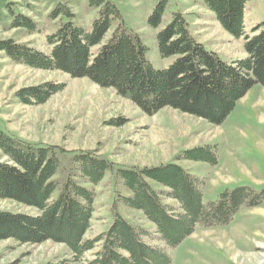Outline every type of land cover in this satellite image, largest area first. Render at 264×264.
I'll return each mask as SVG.
<instances>
[{
	"label": "trees",
	"instance_id": "obj_1",
	"mask_svg": "<svg viewBox=\"0 0 264 264\" xmlns=\"http://www.w3.org/2000/svg\"><path fill=\"white\" fill-rule=\"evenodd\" d=\"M248 1L202 0L228 33L244 36L247 56L230 63L206 49L190 31L185 15L177 11L156 35L160 57L174 60L156 68L144 38L128 26L113 0L88 1L97 12L89 27L75 21L76 14L67 3H57L48 15L57 22L46 35L49 53L14 38L0 39V52L32 68L89 78L114 89L147 114L172 107L219 125L254 85L264 86V21L258 24L257 34H246ZM167 6L168 0L156 3L148 18L150 26L162 24ZM2 19L11 20L9 28L41 30L32 17L16 12L7 0H0ZM64 88V82L50 81L17 95L25 104H41ZM212 148L188 149L176 160L153 167H124L93 151L32 144L0 128V150L7 157L0 158V198L37 211L0 210V239L64 243L75 260L100 245L89 264H171L168 249L196 229L227 226L242 208L264 201V187L250 184L224 188L216 199L203 200L206 179L178 160L215 166L218 156ZM107 172L113 181L112 221L106 231L86 238L95 212L96 187ZM119 205L142 212L154 229L126 219Z\"/></svg>",
	"mask_w": 264,
	"mask_h": 264
},
{
	"label": "rangeland",
	"instance_id": "obj_2",
	"mask_svg": "<svg viewBox=\"0 0 264 264\" xmlns=\"http://www.w3.org/2000/svg\"><path fill=\"white\" fill-rule=\"evenodd\" d=\"M16 12L30 16L41 29L30 33L9 28L10 19L0 21V39L14 38L49 53L46 35L56 27L49 13L60 1L72 7L75 21L90 26L97 16L89 0H7ZM128 26L149 46L148 56L156 68L167 67L174 57L161 58L157 32L167 25L172 13L182 12L194 37L206 49L230 63L247 56L244 36L228 33L202 0H168L162 24L149 25L148 18L159 0H113ZM6 15V11H3ZM264 21V0H249L244 26L253 36ZM6 23V24H4ZM56 81L65 88L41 104H25L17 93L23 89ZM0 128L23 141L43 146H60L69 151H93L124 167H153L177 159L185 150L212 146L218 164L178 160L183 167L205 178V202L217 198L224 188L241 184L264 187V86L254 85L221 124L165 107L147 114L114 89L104 88L89 78H73L59 70L32 68L12 61L0 52ZM1 160H7L0 150ZM95 212L86 238L106 231L112 221L113 181L107 172L96 187ZM122 191L124 189L120 188ZM169 203H174L168 200ZM0 210L36 214L33 207L0 198ZM134 224L154 229L142 212L118 206ZM100 245L75 260L64 243H20L0 239V264H89ZM171 264H264V201L242 208L227 226L198 228L178 246L169 248Z\"/></svg>",
	"mask_w": 264,
	"mask_h": 264
}]
</instances>
